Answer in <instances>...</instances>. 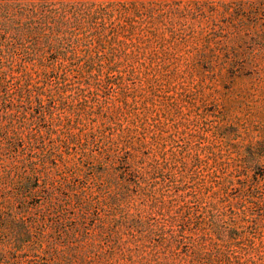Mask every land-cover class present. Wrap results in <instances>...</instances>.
<instances>
[{
  "label": "rangeland",
  "instance_id": "1",
  "mask_svg": "<svg viewBox=\"0 0 264 264\" xmlns=\"http://www.w3.org/2000/svg\"><path fill=\"white\" fill-rule=\"evenodd\" d=\"M225 1L233 3L98 0L112 13L111 19L106 21L107 41L95 40L89 51L79 46L72 58L46 51L31 62L18 60L17 64L22 65L21 71L32 75V84L39 83L46 89L55 88L66 75L63 83L68 93L78 81H86L82 67L89 57H96L97 64L102 66L99 80L84 86L87 90L78 99L68 100L72 108L68 106L64 111L54 112L53 124H59L58 129L67 128L71 121L74 142L71 139L68 143L59 141V133L49 137V114L42 122L45 142L53 141L59 146V151L47 163L51 180L92 187L96 192L106 186L113 191L125 179L131 185V194L141 202L136 182L142 183L146 179L143 173L159 160L162 167L167 165L158 176L168 185L169 195L177 201L181 195H188L187 199L194 195L203 199V205L214 208L219 215L212 219L205 213L202 218L216 222L222 230L229 218L241 219L240 208L247 206L252 221L240 223V239L246 246L259 250L251 254L256 263L248 264H264V207L244 203L247 196L243 191L247 186L249 193L254 191L264 202V149L260 151L263 155L258 158V165H246L244 184L239 182L235 170L243 164L246 152L264 140V43L259 44L257 40L264 35V0ZM211 3L214 11L209 10ZM239 4L249 8L248 26L243 35L246 42L218 49L208 37L212 24L214 20L222 24L228 21L221 12L227 7L234 12ZM198 8L201 12H194ZM255 10H260L259 15L251 14ZM237 55L258 68L259 74H254L253 79L230 78L227 68L234 64ZM109 58L118 64L122 77L111 76ZM43 100L48 111L50 98L44 96ZM55 105L61 107L58 97ZM8 107L4 99H0V202L5 198L1 178L11 165L12 157L17 154L29 157L22 147L8 149L7 112H16L14 105ZM36 108L34 104L32 112L38 116ZM60 113L61 117L57 118ZM210 148L225 154L229 164L222 165L214 159L196 163V157L206 160V156L211 155ZM25 168L20 164V173H24ZM174 173L176 183L172 182ZM36 183L34 179L35 188ZM43 195L42 192L28 197L24 206L15 203L11 212H17L20 217L24 213H35L44 200ZM192 206L198 216L201 204L195 202ZM0 209L6 213L4 217L10 211L6 205ZM233 210L239 214L233 215ZM35 231L36 235L40 233L39 229ZM191 231H194L192 226L188 233ZM1 232L0 229V238L3 237ZM45 235L51 237L52 233L47 230ZM185 242L182 257L186 245H191L188 240ZM0 253L4 264H50L44 254H16L5 243L0 244Z\"/></svg>",
  "mask_w": 264,
  "mask_h": 264
},
{
  "label": "trees",
  "instance_id": "2",
  "mask_svg": "<svg viewBox=\"0 0 264 264\" xmlns=\"http://www.w3.org/2000/svg\"><path fill=\"white\" fill-rule=\"evenodd\" d=\"M221 1L224 5L233 3ZM211 5L209 10L214 11L213 3ZM248 9L239 4L231 12L227 7L221 16L228 21L222 24V21L214 20L208 37L218 49L245 44L243 35L248 26ZM259 11L255 10L251 14L259 15ZM194 12L199 13L201 10L198 8ZM111 17L109 9L99 4L98 0H0V99H4L7 108L8 105L16 107V112H7V145L10 151L17 146L29 154V157L24 158L21 154L12 157L11 165L7 166L5 176L1 178L4 181L5 198L0 202V208L6 205L10 211L4 217L6 213L0 209L3 236L0 244L5 243L16 254H44L49 257L50 264L256 263L251 254L259 251L258 248L246 246L240 239V223L252 221V217H248L247 206L240 208L243 215L241 219L229 218L225 221V230H222L216 222L202 218L205 213L212 219L219 215L214 208L208 209L203 205V199L196 195L187 199L188 195H181L177 201L169 195L166 191L168 185H165L164 180H159L158 176L167 165L162 167L163 163L159 160L154 161L150 165L151 169L143 173L146 179L142 183L136 182L139 198L143 200L141 202L131 194V185L125 179L113 191L106 186L96 192L92 187H78L71 182L65 184L63 180L50 179L51 169L47 163L59 151V146L53 141L50 144L45 142L42 122L46 121L49 114V137L59 133V141L68 143L71 139L74 142L76 139L70 131L71 121H68L67 128L58 129L59 124H53L54 112L64 111L68 106L72 108L68 100L78 99L87 90L84 86L90 84V81L99 80L102 66L97 64L96 57H89L82 67L86 81H78L71 93H68L63 83L66 75L60 78L55 88L46 89L39 83L32 84V75L21 71L22 65H18L17 61L31 62L46 51L72 58L76 56L75 51L79 46L89 51L95 40L107 41L106 21ZM257 40L263 44L264 35L258 36ZM233 62L227 68L230 78L253 79L254 74L260 72L238 55ZM109 73L113 77H122L118 64L110 58ZM44 96L50 98L48 111L44 105ZM56 97L61 103L60 108L55 105ZM34 104L38 116L32 112ZM263 149L264 140H261L251 147L250 152H246L243 164L240 163L235 169L240 183L246 181L243 178L248 169L246 165H258V158L263 155L260 151ZM210 154L206 160L196 157L195 162L203 164L214 159L222 165L229 164L225 154L212 148ZM20 164L28 171L25 168L26 171L20 173ZM34 179H37L36 188L32 184ZM172 182H177L175 173ZM176 188L182 190L180 186ZM243 191L247 196L244 203L264 207V202L254 191L249 193L247 186L243 187ZM42 192L44 200L35 213H24L20 217L17 212H11L15 203L24 206L28 197ZM195 202L202 207L198 216L193 211L192 204ZM232 212L233 215L239 214L235 210ZM191 226L194 231L188 233ZM36 229H39L38 235ZM47 230L51 231V237L45 235ZM1 239H5V242H1ZM186 240L191 245H186L182 257V246ZM245 256L250 257L244 260ZM2 259L0 253V264H4Z\"/></svg>",
  "mask_w": 264,
  "mask_h": 264
}]
</instances>
